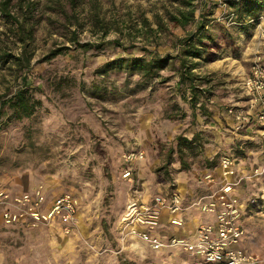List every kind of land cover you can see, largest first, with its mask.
<instances>
[{
    "label": "rangeland",
    "instance_id": "374dc122",
    "mask_svg": "<svg viewBox=\"0 0 264 264\" xmlns=\"http://www.w3.org/2000/svg\"><path fill=\"white\" fill-rule=\"evenodd\" d=\"M231 2L193 0L195 20L180 27L170 21L176 8H186L180 0H10L9 10L33 39L29 69L24 60H0V102L27 75L41 104L21 119L8 110L0 117V191L40 186L49 198L70 191L78 211L66 231L58 219L7 223L0 203V264H206L125 236L120 220L134 189H143L137 176L146 190H156L184 171L191 201L205 191L191 179L205 172L208 180L221 154L255 160L264 154V135L237 130L227 112L249 109L243 82L254 61L264 60V0L246 20ZM202 22L197 44L204 51L188 59L197 76L192 89L190 78L180 80L178 51ZM16 24L0 12V55L21 54ZM151 57L167 64L150 78L128 70L130 60ZM179 135L194 138L191 148L182 146L184 168ZM134 149L144 158L130 164L139 166L132 183L122 167ZM245 197L247 246L264 264V190L253 186Z\"/></svg>",
    "mask_w": 264,
    "mask_h": 264
},
{
    "label": "built area",
    "instance_id": "2783aa9c",
    "mask_svg": "<svg viewBox=\"0 0 264 264\" xmlns=\"http://www.w3.org/2000/svg\"><path fill=\"white\" fill-rule=\"evenodd\" d=\"M243 86L249 96V109L229 107L227 112L234 119L237 130L247 127L252 122L264 135V60L254 61L250 74L244 79ZM144 158L142 150H129L124 154L122 177L134 183L133 162ZM221 180L219 187L210 195L209 201L195 205L201 206L204 211L214 212L213 221L200 222L194 230V237L161 238L155 230L160 226L163 211L171 214L183 208V198L179 194H156L150 201L145 200L138 188L127 200L125 210L121 216V232L125 236L138 238L149 247L157 251L181 250L193 254L206 264H259L261 259L241 246L246 234L243 225V205L233 186L242 180L264 175V163L250 172L244 173L237 182L229 178L236 172V159L229 154L219 157ZM207 181L212 182L213 176L208 174ZM2 218L7 223L21 220L33 224L58 219L64 224L66 231L75 220L78 211L77 197L70 191L56 194L48 200L47 193L42 187L16 192L0 191ZM180 224V221H176ZM178 253V252H176Z\"/></svg>",
    "mask_w": 264,
    "mask_h": 264
},
{
    "label": "trees",
    "instance_id": "16d2710c",
    "mask_svg": "<svg viewBox=\"0 0 264 264\" xmlns=\"http://www.w3.org/2000/svg\"><path fill=\"white\" fill-rule=\"evenodd\" d=\"M182 5L186 6V8H182L179 6L176 8L174 12L171 13L170 21L173 26H185L189 22L195 20V9L192 8L193 0H180ZM231 5H234L237 8V12L239 17L253 18L256 16L258 12V3L260 0H241L243 2H239V0H231ZM10 0H3L0 2V12L3 13L7 18L12 20L16 24V32L18 35L19 41L22 44V52L20 55H13L10 52L3 53L0 55V60L7 61L8 59H14L15 62L20 65L23 64V60L25 61L24 66L26 69H29L31 52H30V43L33 39V34L31 28H26L22 20L16 19L14 13H12L8 5ZM242 3V4H241ZM241 4V5H240ZM22 3H18V7L22 8ZM24 12V10H23ZM243 18V19H244ZM205 28V23L202 22L196 32L190 34L187 38L182 39L180 42V48L178 51V56L180 58L179 62V74L180 80L185 78H190L192 89L196 88V83L194 79L197 76L192 72V69L195 67V63L189 64V57H201L204 51L203 48L198 46L197 43L203 44L201 42L203 32L202 30ZM74 34V33H73ZM75 35V34H74ZM83 45V44H81ZM87 45L84 44V47ZM64 48H57L50 52L49 57H54L60 53H62ZM167 64V60L162 57H151L149 59L144 58H135L130 60V65L128 66L129 71L138 70L142 73V76L147 79L150 78L158 69H162ZM23 83L21 87L16 89L11 96L7 99H4L0 102V117L2 114L6 113L5 111H10L11 115L16 119H21L22 117L30 116L34 111L40 106L41 101L39 98L35 97L33 93L30 91L28 83H27V75L23 76ZM202 106V104H200ZM194 142V138L188 139L185 136L179 135L177 136V152L180 154V162L182 168L185 166H189L188 163L182 157V146H186L191 148L192 143Z\"/></svg>",
    "mask_w": 264,
    "mask_h": 264
},
{
    "label": "crops",
    "instance_id": "0c3cea01",
    "mask_svg": "<svg viewBox=\"0 0 264 264\" xmlns=\"http://www.w3.org/2000/svg\"><path fill=\"white\" fill-rule=\"evenodd\" d=\"M254 125H258L255 122H252L249 124L245 131L250 133L253 137L261 136L262 133L258 129V127H255ZM260 138V137H259ZM260 154L264 153V151H260ZM264 154L260 157L259 160H255L253 157H235L236 159V172L233 176H231L229 179L231 181L237 182V180L246 172H250L253 169L259 167L262 163H264ZM240 158V159H239ZM259 161V162H258ZM137 167L139 166H132V170L135 173L137 170ZM209 171L212 173L213 181L209 182L203 178L205 172L202 174V177H193L192 183L194 184L195 188H201L204 186L205 191L202 193H196L195 196H193L191 201H189L188 196L192 194V190L188 192V190L183 191L185 187L188 186L189 182L188 179H186L185 174H183L184 171H179L178 176L176 178H171V180L166 184L164 189H156V190H146L145 189V183L143 182V179H139L137 176V182L136 184L143 188L140 190L141 196L147 200L150 201L156 194L165 193V194H179L183 198V208L178 210L176 213H169L167 211H163L161 215L160 220V226L155 230L157 234L161 236V238L165 239L168 238L171 235L177 236V237H188L193 238L194 237V230L198 223L200 222H207V221H213L215 219L214 212L210 211H204L201 206L193 204L194 201L200 200L201 203H205L209 201L210 195L219 187L220 180H221V174H220V164L217 166L216 169H209ZM217 172V174H215ZM187 180V181H186ZM138 186V187H139ZM253 186L258 187L259 191L264 190V175L256 177V178H248L242 180L239 184L233 186V191L239 195L242 205H243V225L246 229V234L244 238L241 241V246L245 248L246 250L256 253L254 250L249 248L247 246V239H248V231H247V225H246V208H247V198L245 197L247 191H250V188ZM260 186V187H259ZM262 188V190H260ZM48 196V194H47ZM54 196V195H53ZM52 196V197H53ZM49 198L48 200L52 199ZM176 221H180V224ZM172 251H169V253Z\"/></svg>",
    "mask_w": 264,
    "mask_h": 264
}]
</instances>
